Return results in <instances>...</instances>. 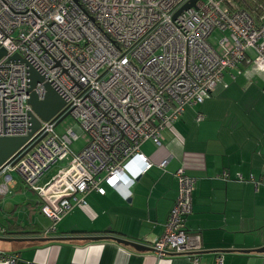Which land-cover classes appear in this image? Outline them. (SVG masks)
I'll return each instance as SVG.
<instances>
[{
	"label": "built area",
	"instance_id": "1",
	"mask_svg": "<svg viewBox=\"0 0 264 264\" xmlns=\"http://www.w3.org/2000/svg\"><path fill=\"white\" fill-rule=\"evenodd\" d=\"M192 1L0 0V49L6 52L0 58V137L27 136L33 113L28 67L9 60L12 55L25 59L64 101L50 120L38 118L39 128L0 169V194L12 171L33 189L71 153V162L38 193L39 211L50 222L44 237L74 207L87 206L91 192L104 195V185L129 189L152 165L142 144L160 146L161 130L186 104H201L227 70L251 60L264 69L263 18L256 24L225 0H194L183 8ZM215 30L226 33L219 47L211 41ZM43 83L33 89L40 100ZM66 114L88 135L78 152L71 150L73 130H55ZM202 118L197 114V121ZM175 176L179 194L151 249L160 258L183 255L196 264L204 251L200 236L183 227L194 180L182 169ZM223 254L213 252L214 264H223ZM16 259L4 255L0 262Z\"/></svg>",
	"mask_w": 264,
	"mask_h": 264
},
{
	"label": "crops",
	"instance_id": "2",
	"mask_svg": "<svg viewBox=\"0 0 264 264\" xmlns=\"http://www.w3.org/2000/svg\"><path fill=\"white\" fill-rule=\"evenodd\" d=\"M231 74L161 130L160 146L142 144L152 165L129 189L104 185V195L91 192L87 206L74 207L48 237L46 226L32 220L33 209L28 220L14 214L18 205L6 201L11 180L0 194V258L15 254L14 264H194L183 255L160 258L151 249L178 197L175 173L182 169L194 180L183 227L200 236L206 251L196 264H214V251L224 253L223 264H264V253L253 252L264 246V69L243 61ZM91 236H116L149 250L85 240ZM14 238L24 240H2Z\"/></svg>",
	"mask_w": 264,
	"mask_h": 264
},
{
	"label": "water",
	"instance_id": "3",
	"mask_svg": "<svg viewBox=\"0 0 264 264\" xmlns=\"http://www.w3.org/2000/svg\"><path fill=\"white\" fill-rule=\"evenodd\" d=\"M194 1V0H193ZM193 1L184 6L183 8L189 7ZM180 9L181 10H183ZM179 11V12H180ZM6 55V52L4 49H0V58L2 56ZM9 60H19L20 62H23L27 65L28 69V79H29V99L27 102L30 104L31 109L33 113L31 114V125H30V132L27 136H17V137H0V168H3L5 162L8 160V158L15 152L19 150L20 147H22L25 142L29 139V137L32 135L34 131H36L40 126L39 119L43 121H48L51 118H53L64 106L63 99L58 95V93L50 86L49 83H43L42 76L33 69L26 61L25 59L21 58L19 55L14 54L11 57H9ZM38 83H43L44 87V97L43 99H38L36 93L34 92V87ZM68 115V114H66ZM64 115V117L66 116ZM63 117V118H64ZM39 118V119H38ZM62 118V119H63ZM61 119V120H62ZM53 238H44L41 239L42 241L50 240ZM5 241H22L24 239L21 238H14V239H2ZM32 240V239H30ZM85 240L90 241H101V240H113L119 244L131 246L134 249L138 251H148L149 248L147 246L141 245L139 243H136L131 240H126L120 237L116 236H91L86 237ZM206 251H203V253ZM210 252V251H209ZM245 253H250V251H243ZM253 252L257 253H264V246L254 249Z\"/></svg>",
	"mask_w": 264,
	"mask_h": 264
},
{
	"label": "rangeland",
	"instance_id": "4",
	"mask_svg": "<svg viewBox=\"0 0 264 264\" xmlns=\"http://www.w3.org/2000/svg\"><path fill=\"white\" fill-rule=\"evenodd\" d=\"M226 33L221 32L219 30H215L212 34L211 39L212 43L216 45V47H219V39L226 36ZM227 47H230V44H226ZM251 56H254L253 54H250ZM232 70H227L225 74L232 73ZM224 74V75H225ZM200 105V104H197ZM194 105V106H197ZM193 104H186V107H192ZM55 130L59 134L68 133L70 130H74L76 138L71 143V150L74 152L80 151L88 141V135L86 133H81L74 118L71 115H66L55 127ZM72 160V155L69 153L68 157L63 159V161L55 162L53 165H51L50 168H48L39 178L36 185L32 188L24 185V182L20 179L19 175L12 171V180L15 182L14 187L11 189V193L7 195V202H11L14 205H18L16 211L14 214L20 219V220H28L26 212H28L30 209H33L32 211V220L34 222H37L41 225V227L46 226L44 230L48 229L50 226L49 220L40 213V205H36L38 201V193L41 190L42 187H44L49 181H51L63 168H65ZM5 197V196H4ZM8 204V203H7ZM6 204V205H7ZM10 206V209L13 207ZM9 209V210H10Z\"/></svg>",
	"mask_w": 264,
	"mask_h": 264
},
{
	"label": "trees",
	"instance_id": "5",
	"mask_svg": "<svg viewBox=\"0 0 264 264\" xmlns=\"http://www.w3.org/2000/svg\"><path fill=\"white\" fill-rule=\"evenodd\" d=\"M232 8H240L249 13L260 24L264 19V0H225ZM185 109V108H184ZM41 234V233H40ZM50 235V234H49Z\"/></svg>",
	"mask_w": 264,
	"mask_h": 264
},
{
	"label": "bare ground",
	"instance_id": "6",
	"mask_svg": "<svg viewBox=\"0 0 264 264\" xmlns=\"http://www.w3.org/2000/svg\"><path fill=\"white\" fill-rule=\"evenodd\" d=\"M249 51H251V50H247L246 53L249 52ZM73 131H74V130H73ZM82 149H83V148H82ZM13 154H14V153H13ZM13 154H12V155H13ZM12 155H11V156H12ZM11 156H10V157H11ZM10 157H9V158H10ZM9 158H8V160H9ZM8 160H7L6 162H8ZM6 162H5V163H6ZM0 169H1V168H0ZM124 190H125V189H124Z\"/></svg>",
	"mask_w": 264,
	"mask_h": 264
},
{
	"label": "flooded vegetation",
	"instance_id": "7",
	"mask_svg": "<svg viewBox=\"0 0 264 264\" xmlns=\"http://www.w3.org/2000/svg\"><path fill=\"white\" fill-rule=\"evenodd\" d=\"M5 175H8V173H6ZM0 177L4 178L3 176H0ZM6 192H8V190H7ZM6 192H5V193H6Z\"/></svg>",
	"mask_w": 264,
	"mask_h": 264
},
{
	"label": "clouds",
	"instance_id": "8",
	"mask_svg": "<svg viewBox=\"0 0 264 264\" xmlns=\"http://www.w3.org/2000/svg\"><path fill=\"white\" fill-rule=\"evenodd\" d=\"M138 178V177H137Z\"/></svg>",
	"mask_w": 264,
	"mask_h": 264
}]
</instances>
